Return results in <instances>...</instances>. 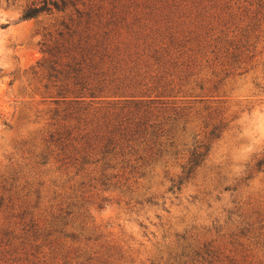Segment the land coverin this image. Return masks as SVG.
I'll return each mask as SVG.
<instances>
[{
  "label": "rangeland",
  "instance_id": "1",
  "mask_svg": "<svg viewBox=\"0 0 264 264\" xmlns=\"http://www.w3.org/2000/svg\"><path fill=\"white\" fill-rule=\"evenodd\" d=\"M80 9L94 80L147 92L185 130L157 150L97 128L127 98L73 104L37 67L70 10L20 20L0 0V264H264V0ZM199 144L194 178L170 191Z\"/></svg>",
  "mask_w": 264,
  "mask_h": 264
},
{
  "label": "trees",
  "instance_id": "2",
  "mask_svg": "<svg viewBox=\"0 0 264 264\" xmlns=\"http://www.w3.org/2000/svg\"><path fill=\"white\" fill-rule=\"evenodd\" d=\"M86 1L88 0H4L7 5L16 6L20 10V20H28L43 13L50 14L54 11L66 13L70 10L59 23L62 29L56 32L57 37L63 41L57 39L54 40L52 46L48 45L45 49L48 57L37 64V67L47 71L50 78L60 82L61 88L57 91L58 95H62L64 98L68 97L71 103L82 106L87 104L86 99L91 101L98 97H126L123 105L117 106L116 103H112L107 111L108 115H103L100 119L96 118V127L103 125L105 128H109L108 132L117 130L126 132L129 129V139L142 143L149 149L157 148L158 150L162 146H174L176 131L185 130L184 125H178L177 115L176 118H170V115H161L156 108L157 105L154 104L156 99H151V96L146 94L147 92L129 93L123 91L124 88L118 87V84L113 80L108 82L94 80L95 74L93 76L91 70L94 69L95 52L90 55L89 50L94 49L96 44H91L89 39L94 38L95 35L88 36L84 40L78 38L74 42L72 37L75 31L70 28L74 24L80 25L83 16H86L85 22L89 23L90 12L80 9V7L85 8ZM73 13L78 16L76 20L72 18ZM49 35L51 34L49 33ZM82 41L84 45H82ZM88 47L90 49H87ZM231 56L234 61L237 60V54ZM109 85L110 88H107ZM126 106L129 108L125 109ZM77 107L85 109V107ZM79 112L74 111V113ZM222 126L223 124L220 123L213 124L209 132L210 135L219 137ZM59 139L60 137L57 140ZM208 148V144H199L189 152L180 174L171 179L170 191H179L184 183L194 178L197 168L202 165L207 155ZM159 153L161 154V152H157V154ZM263 164L264 159H260L256 168L260 170Z\"/></svg>",
  "mask_w": 264,
  "mask_h": 264
}]
</instances>
